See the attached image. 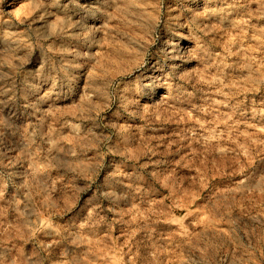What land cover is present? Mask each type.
<instances>
[{"label": "rangeland", "instance_id": "1", "mask_svg": "<svg viewBox=\"0 0 264 264\" xmlns=\"http://www.w3.org/2000/svg\"><path fill=\"white\" fill-rule=\"evenodd\" d=\"M0 264H264V0H0Z\"/></svg>", "mask_w": 264, "mask_h": 264}, {"label": "bare ground", "instance_id": "2", "mask_svg": "<svg viewBox=\"0 0 264 264\" xmlns=\"http://www.w3.org/2000/svg\"><path fill=\"white\" fill-rule=\"evenodd\" d=\"M81 1H84V2H87V3H91V2H94L96 0H81Z\"/></svg>", "mask_w": 264, "mask_h": 264}]
</instances>
